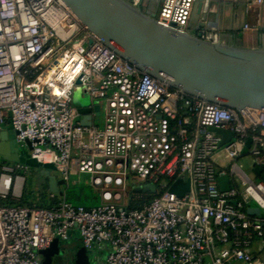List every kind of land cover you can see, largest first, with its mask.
<instances>
[{"label": "built area", "instance_id": "1", "mask_svg": "<svg viewBox=\"0 0 264 264\" xmlns=\"http://www.w3.org/2000/svg\"><path fill=\"white\" fill-rule=\"evenodd\" d=\"M195 2L161 0L157 19L188 31ZM77 79L93 102H105L103 128L77 120ZM7 121L18 142H32L31 157L56 165L67 184L89 174L101 204L0 206V264H42L39 251L75 229L89 251L109 246L104 264H205L206 256L256 264L252 243L264 237V218L247 209L253 201L264 212V181L238 160L251 139L248 152L264 169V109L238 111L171 88L104 44L63 0H0V125ZM212 127L234 138L224 144ZM220 150L228 168L213 159ZM18 168L27 165L0 161L2 196L16 193ZM224 174L236 183L229 191L219 187ZM130 177L157 186L137 208L130 199L147 192H129ZM184 178L187 192L170 190Z\"/></svg>", "mask_w": 264, "mask_h": 264}, {"label": "water", "instance_id": "2", "mask_svg": "<svg viewBox=\"0 0 264 264\" xmlns=\"http://www.w3.org/2000/svg\"><path fill=\"white\" fill-rule=\"evenodd\" d=\"M63 1L104 44L140 71L167 83L171 88L238 111L245 108L264 109V48L240 47L220 39L203 37L198 30L182 31L166 26L158 21L156 14H151L133 0ZM208 2L212 4L214 0ZM204 4L205 0H196L193 8L191 21L197 29L202 28L200 21ZM76 84L72 99L82 115L81 124L92 126L91 113L93 109L100 113V104L93 106L80 79L76 80ZM211 129L223 135L228 133L224 129ZM10 133L13 136L17 132L13 129ZM0 138H4V133ZM25 145L27 148H21L17 139H12L9 144L0 143V159L35 168V183L41 192H45L48 185V192L64 196L61 185L66 181L52 173L59 168L32 158V142L29 139L25 140ZM250 145L251 139H248L243 153ZM254 172L258 179L264 181L263 167L254 165ZM218 181L222 191L231 189L229 174L219 176ZM188 188L184 178L172 185L170 190L183 195ZM133 191L155 193L157 186H135ZM38 205L43 206V202ZM247 211L250 215L264 218V212L257 206H249ZM39 253L42 264L93 263L90 251L83 244L68 248L61 245L59 238ZM210 263V257L206 256L205 264Z\"/></svg>", "mask_w": 264, "mask_h": 264}, {"label": "crops", "instance_id": "3", "mask_svg": "<svg viewBox=\"0 0 264 264\" xmlns=\"http://www.w3.org/2000/svg\"><path fill=\"white\" fill-rule=\"evenodd\" d=\"M135 4L141 5L145 10L150 12L151 14H156L158 11L160 1L161 0H133ZM209 0H205V4L203 7L202 17L200 21L201 29H197V25L191 21L189 30L191 32H195L198 30L203 34H211L217 33V39H220L226 43L234 44L240 47L247 48H264V1L262 3H258L256 0H214L212 4L208 2ZM206 3H209L207 5ZM247 26V28H246ZM100 113L93 109L91 113L92 119L95 126H101L99 123L100 119L104 121V113L102 111V102H100ZM99 104L98 102H93V106ZM77 105V104H76ZM78 107V105H77ZM77 120L81 123L82 115L79 112ZM11 130L13 127L9 121L0 125V137L2 133H4V138H0V143L9 144L12 139H17L16 135H11ZM228 133L221 134L223 138L224 144L230 142L234 135L231 131L227 130ZM20 143V142H19ZM21 148H25L26 145L20 143ZM246 148V146H245ZM249 149V148H248ZM242 153L241 157L248 155L249 152ZM240 157V158H241ZM213 159L215 163L222 168H228L229 165H223L222 161L225 159L230 162L226 152L224 150L218 151L214 154ZM26 169H24L25 171ZM59 179H62V174L60 171L52 172ZM89 175V174H88ZM18 187L16 189V193H14L15 197L21 198L23 195L24 185H25V177L24 175H18ZM83 174H75L73 175V180H77L76 184H71L72 186H77L79 184L80 179H82ZM91 178V176H90ZM45 192H41L38 189L37 184L35 183V177L32 182V192L30 195V200L33 203H39L50 198L53 194L59 193H50L47 191L48 185L45 186ZM61 189L65 191V195L68 190V184L61 185ZM62 196V195H61ZM64 198V196H63ZM82 244L79 231L77 229L73 230L71 236L67 240L61 239V245H65L68 248H72L73 246H78ZM225 245H219V247H224ZM264 237H256L252 243V252L254 255V262L256 263L258 260H263L264 253ZM101 250L105 255L98 264H104L107 252L109 250L108 245H104ZM231 264H241L240 262H232ZM264 264V262H263Z\"/></svg>", "mask_w": 264, "mask_h": 264}, {"label": "rangeland", "instance_id": "4", "mask_svg": "<svg viewBox=\"0 0 264 264\" xmlns=\"http://www.w3.org/2000/svg\"><path fill=\"white\" fill-rule=\"evenodd\" d=\"M102 111H106V104L104 101H102ZM105 115V113H104ZM99 123L101 124L100 128H103L104 126V121L103 119L99 120ZM27 148V147H25ZM1 161V159H0ZM239 165L241 168L244 170V172L252 179L260 180L256 177L255 172H254V158L252 155L248 154L245 155L238 160ZM9 164H14V163H9ZM222 164L224 165H229L230 162L227 160H223ZM36 174V170L33 167L27 166L26 170L24 171L25 176H32V179H34ZM20 175V174H19ZM141 182L137 178L130 177L129 181L127 182V190L129 192L133 191V188L135 186H140ZM244 188V187H243ZM67 195H69V201H71L74 204H81L84 206L92 207V206H98L101 204V192L99 189L95 188L91 184V178L90 175L88 174H83L82 179H80L79 184L74 187V188H69L67 190ZM127 201L128 197L126 198ZM251 205H255V203L252 201ZM105 253L101 250V248L96 247L94 250L90 251V256L93 261L92 264H98L100 262V259L103 258ZM264 262V257L263 260H258L256 264H263Z\"/></svg>", "mask_w": 264, "mask_h": 264}, {"label": "trees", "instance_id": "5", "mask_svg": "<svg viewBox=\"0 0 264 264\" xmlns=\"http://www.w3.org/2000/svg\"><path fill=\"white\" fill-rule=\"evenodd\" d=\"M257 131H259V129H257ZM5 163H9V162H5L4 160H1V165L5 164ZM24 175V169H16L14 171V176L16 175ZM25 185H24V190H23V195L21 198H17L15 197L14 194L9 193L6 196H2L0 194V206H12V205H35V206H39L38 203H33L30 200V195L32 192V176H25ZM232 186H236V183L232 181ZM76 186H72L71 184H68V189L69 188H74ZM68 193H66V195H64V198L69 199V195H67ZM155 196V194H149L147 192V194H144L143 197L141 199L132 197L130 199L129 202V206L130 208H137L140 207L144 202L150 200L151 198H153ZM63 196L58 195V194H53V196L50 198L49 202H43V206H52L54 205L56 202H58V200L62 199ZM249 206V204H246L244 209H247V207Z\"/></svg>", "mask_w": 264, "mask_h": 264}, {"label": "bare ground", "instance_id": "6", "mask_svg": "<svg viewBox=\"0 0 264 264\" xmlns=\"http://www.w3.org/2000/svg\"><path fill=\"white\" fill-rule=\"evenodd\" d=\"M207 5H209V3H206ZM199 34L203 37L212 39V40H217V33H211V34H203L201 32H199ZM64 61V60H63ZM54 71L55 69L50 70L49 72L43 74L39 79L38 82L39 84L42 86L45 82L47 81H51L54 75Z\"/></svg>", "mask_w": 264, "mask_h": 264}, {"label": "flooded vegetation", "instance_id": "7", "mask_svg": "<svg viewBox=\"0 0 264 264\" xmlns=\"http://www.w3.org/2000/svg\"><path fill=\"white\" fill-rule=\"evenodd\" d=\"M137 193H142V192H136V191H133L132 194L135 195Z\"/></svg>", "mask_w": 264, "mask_h": 264}]
</instances>
